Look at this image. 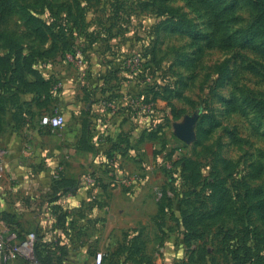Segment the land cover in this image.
I'll return each mask as SVG.
<instances>
[{
    "label": "rangeland",
    "instance_id": "rangeland-1",
    "mask_svg": "<svg viewBox=\"0 0 264 264\" xmlns=\"http://www.w3.org/2000/svg\"><path fill=\"white\" fill-rule=\"evenodd\" d=\"M9 3L10 10L0 13L1 51L4 55L12 41L21 53L33 56L31 69L37 75L28 73L25 78L41 77L49 83V89L41 92L46 88H38L20 96L28 104L25 103L23 113L27 111L22 114L18 128H14L17 123L11 109L2 112L3 222H9L8 227L22 233L34 232L39 243L67 238L58 228L53 213L63 200L52 198L43 190L45 185L54 186V181L64 175V161L68 158L62 152L61 137L67 133L60 132L79 127L86 133V127L92 128L89 120L96 108L90 101L94 95L90 87L98 79L99 85L93 89L107 91L98 101L109 111L107 116L111 118L125 110L133 115L129 125L145 128V146L128 157L136 164H144L142 169L147 176L143 175L141 180V174L137 177L133 175L136 172L129 173L121 167L120 160L126 153L123 149L104 151L106 160L115 159V163L104 168L120 171L114 185L124 184L130 193H154L165 208V212L153 218V230L131 229V238L140 233L139 250L143 258L128 264H240L233 256L238 239L225 238L224 244L223 231L228 227L237 231L241 222L246 229L242 233H248L247 241L252 243L250 234L256 237L254 246H257L251 249L250 261L242 262L264 264V221L256 211V204L264 200V116L247 101L264 99V19L259 20L248 5L239 2L232 12L230 29L238 30L242 41L258 48L215 46L198 51L196 45L203 41H195L186 32L187 23L192 19L199 29L208 32L207 17L183 0H9ZM164 7L176 9L181 18L171 16ZM78 57L81 65L76 63ZM221 66L231 74L230 83L219 74ZM232 97L239 112L227 113V101ZM134 99H140L145 108L139 107ZM58 112L65 117L63 128H43L41 117ZM194 113H197L194 138L184 142L175 135L174 124ZM8 126L15 133L10 134ZM26 127L32 130L26 132ZM68 136L73 133L70 131ZM125 177L127 180H123ZM130 179L138 181L121 182ZM37 190L38 193H32ZM101 200L107 203L109 195ZM224 203L226 209L222 207ZM181 208L190 216L184 234L199 228L197 233L201 235L187 244L176 224L179 214L172 218V213H177L173 211ZM221 208L224 211L219 214ZM96 221L103 224L105 220L100 216ZM100 230L98 227L88 233L101 242ZM72 232H68V237L73 236ZM154 252L163 255L157 263L150 255ZM239 252L242 257L244 251ZM24 259L34 264L24 256L4 264H22ZM62 264L75 263L71 256Z\"/></svg>",
    "mask_w": 264,
    "mask_h": 264
},
{
    "label": "crops",
    "instance_id": "crops-1",
    "mask_svg": "<svg viewBox=\"0 0 264 264\" xmlns=\"http://www.w3.org/2000/svg\"><path fill=\"white\" fill-rule=\"evenodd\" d=\"M98 81V79L93 81L90 87V90L94 92V95L90 97V101L96 110L89 120L92 128L90 126L86 127V135L90 141L88 144L94 145L93 151L83 150L80 146L84 133L83 129L81 131L79 127H73V130H69V132L73 133V136H68L69 132L66 131L67 129L60 132L63 135L67 133V136L61 137L62 152L65 158H68L67 161L66 159L64 161V175L74 180V186L71 191L63 192L61 199L69 213H73L77 217L82 216L78 218L79 227L85 233L78 239V246L72 254L75 264H95L94 255L99 251L103 253L101 264H128L130 260H126L127 254L123 249L131 237L130 231L131 229L140 231L143 229L142 227H145L146 230L154 229L153 218L158 213V199L154 193H130L128 186L124 184L122 186L114 185L115 182H118V177L121 176L120 171L117 169L109 171L104 168L106 165H111L106 161L103 155L104 151L111 150L112 152L114 151L112 150L113 148H116V150L123 149V151L126 150V153L125 157L120 153L122 156L120 160L121 167L129 173L136 172L133 175L136 174L137 177L141 174V180L143 175L147 176V171H143L145 169L143 166L145 165L136 164L128 157L130 154H134L133 151H138L140 147L145 146V141L143 140L145 128L129 125L128 122L134 120L133 115L131 117L125 110H121L115 116L113 115L112 119L107 116L109 111L107 110L106 112V109L98 102L106 96L107 91L102 89L94 91V87L99 85ZM26 128L24 129L26 132L32 130L28 127ZM7 129L10 130V134L15 133L13 131L15 129L11 126H8ZM33 132L37 133V128L33 129ZM126 137L128 140H126ZM117 155L120 157L119 154ZM69 160L72 161L70 162ZM72 162L73 164H69ZM85 174L93 175L95 183L91 185L84 183L81 178ZM137 181L130 179V182H125L121 180L122 183L128 184ZM44 188L46 191L43 190V193H51L48 185H45ZM65 189L70 190L68 187ZM32 193H38V190ZM108 195L109 201L102 203L104 202L101 200L102 197ZM100 216L105 220L103 224H98L96 221ZM98 227H100L102 232L101 242L93 238L92 233H88L92 230H97ZM117 231H120L119 234L116 233ZM124 232H126L125 235ZM92 241H94L93 246L91 245ZM89 248L90 250H88ZM150 255L153 258L155 257L153 261L156 263L163 257L160 252H154ZM148 257L152 260L151 256Z\"/></svg>",
    "mask_w": 264,
    "mask_h": 264
},
{
    "label": "trees",
    "instance_id": "trees-1",
    "mask_svg": "<svg viewBox=\"0 0 264 264\" xmlns=\"http://www.w3.org/2000/svg\"><path fill=\"white\" fill-rule=\"evenodd\" d=\"M185 1L186 5H189L191 8H193L198 14L201 15V12L204 16L207 17V24L206 28L209 29L208 32H206L203 29H199V24L193 21L192 19L188 20L187 23V30L186 32L195 40L203 41V43L200 45L197 43V49L200 51L204 48H210L215 46H221L222 48L229 47L230 48H246L249 46L251 49H257L258 46L252 45L251 43L247 41H242L244 38L240 39L241 36L238 34V30L234 31L230 29L229 22H231L230 19H233L232 12L237 7V4L239 2H243L246 5L250 7V10H252L259 18V20L264 19V0H183ZM11 8V5L9 3V0H0V13L5 14L7 13ZM167 12L171 14V16H179L181 18V14L178 13L176 9L167 8L164 7ZM205 28V29H206ZM3 39L2 33L0 31V41ZM242 41V42H241ZM205 42V43H204ZM221 43V45H219ZM1 45H0V118H2V112L5 111V109L10 108L13 118H15V122L17 123L14 128H18L20 120L22 119L23 108L25 106V103L28 104L26 101L27 99L22 100L21 95L23 94H30L32 91L37 90L38 88H46V92L49 89V83L41 79V77H37V80H28L25 78L26 74H33L37 75V73L31 69V60H33V56L31 55H24L21 53L20 49L15 46V42L9 41V46H7V49L4 52L1 51ZM219 74L224 76V79L227 81V83H230L231 81V74L230 76L227 74V69L224 68V66L219 67ZM227 78V79H226ZM38 91V90H37ZM36 92V91H35ZM42 94V93H39ZM255 98V97H254ZM233 97L227 101V113H234L239 112L238 109L235 107L233 103ZM247 101L251 102L252 107L255 106L258 108V111L262 113L264 116V99H251L248 98ZM30 103V102H29ZM43 128L50 129V127H47L45 125H42ZM1 119H0V132H1ZM81 147L83 150L87 151H93L94 145L88 144L89 137H87L86 133H83L81 138ZM172 152V151H171ZM170 152V153H171ZM223 161H226L225 159H222ZM219 173V172H217ZM215 174V173H214ZM74 186V180L65 177V175H60L59 179H56L54 181V186L50 188L51 193H49L50 197L52 198H58L60 199L63 195V192L71 191V189ZM68 187L70 190H66L65 188ZM63 190V191H62ZM62 191V192H61ZM61 192V193H60ZM164 194V193H163ZM162 194V195H163ZM164 199L165 197L162 196ZM220 197H224V195H220ZM167 198V197H166ZM102 205V204H101ZM257 213L259 214V217L262 221H264V200H260L257 204ZM57 209L53 210V213L55 214V222L60 230L63 231V234L67 236L64 237H58L57 240L49 239V241L40 243L37 241V236L35 234V241L33 244V257H34V264H53L56 262L57 264H62V261H65L66 258H70L72 256V252L77 248L78 246V239L81 238L84 235V231L79 227V219L82 216H75L73 213H69L68 209L64 207L63 204H59L57 206ZM226 209V205L222 206ZM163 208V204H160L158 201V214H160L162 211L165 212ZM171 210V209H170ZM185 209L181 208L179 210H175L172 213V218H175L177 214H179L180 220L177 218L176 224L178 227H180V232L183 233V239L185 241V244L191 241L193 238H199L201 235L198 234L197 231L199 228L194 229L189 233L188 235L184 234V230H187L189 228V220L190 216H188L187 213L184 211ZM222 208L220 209V213H222ZM224 211V210H223ZM170 213V211H169ZM99 218V217H98ZM97 220V219H96ZM6 221V220H5ZM7 223V225H6ZM5 225L8 227L10 224L9 222H6ZM11 226V225H9ZM187 226V229H186ZM243 226V223L241 222V227H238L239 229L236 231L235 229L228 227L227 231H223V242L225 244V241L231 238L238 239L237 245L235 246L233 250V256L234 259H238L241 263L245 264V260L250 261L251 254H252V248H256L257 246H254L256 237H252V235L249 234L250 239L252 240V243L250 244L248 240V233H242V231H245L246 229ZM220 228H224L223 226H220ZM248 228V226H247ZM10 231H13L17 234L18 238L24 237L27 233H22L20 231H17L15 228L8 227ZM69 231H73V236L70 234ZM222 231V230H221ZM203 231H201L202 233ZM187 234V233H186ZM140 236V233L135 234L133 238L128 239L127 245L124 246L123 251L127 254L126 260H132L134 262H139L143 257L141 255L143 254L139 249L142 247L141 241L138 239ZM226 238V240H225ZM45 246L50 248H44ZM55 246L58 248L56 249ZM239 250H243V256L239 257L240 252ZM56 252V253H55ZM229 253L231 251H228ZM103 260V259H102ZM102 263V262H101ZM22 264H30L29 260L24 259V262ZM247 264H253L252 262Z\"/></svg>",
    "mask_w": 264,
    "mask_h": 264
},
{
    "label": "built area",
    "instance_id": "built-area-1",
    "mask_svg": "<svg viewBox=\"0 0 264 264\" xmlns=\"http://www.w3.org/2000/svg\"><path fill=\"white\" fill-rule=\"evenodd\" d=\"M79 56V53L77 54ZM67 58L69 60H72L71 55L67 54ZM77 64L81 65L82 60L81 58H77ZM75 60V61H76ZM135 103L142 108H145L146 104H144L140 99H134ZM132 101V102H133ZM106 103V102H105ZM108 105L111 107H115L116 105L114 103L107 102ZM109 106V107H110ZM41 124L50 127L51 129H60L63 127L65 123V117L62 113H54V114H46L41 117ZM1 157L2 152L0 150V170L1 167ZM115 159L110 158L106 161L108 163H114ZM125 177L123 180H127ZM82 181L88 185L93 184L95 178L91 174H85L81 178ZM35 241V234L34 232L27 233L24 237L18 238L17 234L13 231H10L8 227L5 225L3 220L0 217V264H4L7 261L14 259L19 256L27 257V259H32L34 263V257H33V244ZM103 259V253L102 252H96L94 255V262L95 264H101Z\"/></svg>",
    "mask_w": 264,
    "mask_h": 264
},
{
    "label": "water",
    "instance_id": "water-1",
    "mask_svg": "<svg viewBox=\"0 0 264 264\" xmlns=\"http://www.w3.org/2000/svg\"><path fill=\"white\" fill-rule=\"evenodd\" d=\"M197 113L186 115L184 120L174 124L175 135L184 142H190L194 138V125Z\"/></svg>",
    "mask_w": 264,
    "mask_h": 264
}]
</instances>
